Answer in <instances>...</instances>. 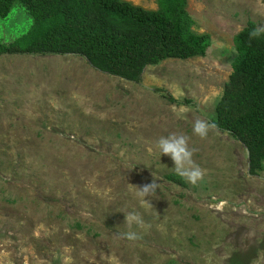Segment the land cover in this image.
<instances>
[{"label": "rangeland", "instance_id": "374dc122", "mask_svg": "<svg viewBox=\"0 0 264 264\" xmlns=\"http://www.w3.org/2000/svg\"><path fill=\"white\" fill-rule=\"evenodd\" d=\"M186 5L182 34L209 35L205 54L139 82L80 56L0 54V264H264V168L250 175L244 146L213 125L238 34L264 29V0ZM9 12L0 45L33 25L21 4ZM172 137L195 183L158 146Z\"/></svg>", "mask_w": 264, "mask_h": 264}, {"label": "trees", "instance_id": "16d2710c", "mask_svg": "<svg viewBox=\"0 0 264 264\" xmlns=\"http://www.w3.org/2000/svg\"><path fill=\"white\" fill-rule=\"evenodd\" d=\"M186 2L157 0V9L147 10L125 0H0L1 17L18 3L33 19L23 37L0 45V54L80 56L104 73L139 82L148 66L205 54L209 35L182 34ZM256 30L248 21L238 34L237 58L213 122L248 151L250 175L264 168V31L251 36ZM167 178L184 185L176 174Z\"/></svg>", "mask_w": 264, "mask_h": 264}, {"label": "clouds", "instance_id": "9594fccd", "mask_svg": "<svg viewBox=\"0 0 264 264\" xmlns=\"http://www.w3.org/2000/svg\"><path fill=\"white\" fill-rule=\"evenodd\" d=\"M261 31H264V29H258L256 31H253L252 33H250V35L259 36ZM195 131L201 135H204L205 125L203 123H197L195 127ZM169 139L171 140V142H168L163 138L159 141L158 146L162 148V153L171 154V157L176 165L177 172L182 176H187L190 181L195 183V181L201 177V171L198 168L192 171H187V170L181 171V168L184 167L185 163L191 164V161L189 159L191 153L188 150H186L185 139L183 137H179V138L172 137ZM182 161L184 162L183 164ZM149 187H154V185H145L143 187V191L141 192V195L147 193L149 191ZM133 219H137V217L134 216L129 217V220H133Z\"/></svg>", "mask_w": 264, "mask_h": 264}, {"label": "water", "instance_id": "95a60500", "mask_svg": "<svg viewBox=\"0 0 264 264\" xmlns=\"http://www.w3.org/2000/svg\"><path fill=\"white\" fill-rule=\"evenodd\" d=\"M246 154L248 155V151L246 150Z\"/></svg>", "mask_w": 264, "mask_h": 264}]
</instances>
